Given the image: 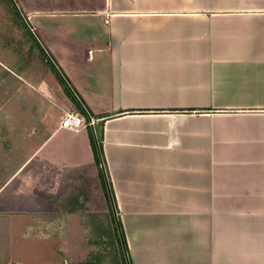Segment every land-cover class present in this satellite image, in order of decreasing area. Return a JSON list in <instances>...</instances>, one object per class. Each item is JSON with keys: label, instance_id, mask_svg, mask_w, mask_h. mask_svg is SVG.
Segmentation results:
<instances>
[{"label": "crops", "instance_id": "obj_1", "mask_svg": "<svg viewBox=\"0 0 264 264\" xmlns=\"http://www.w3.org/2000/svg\"><path fill=\"white\" fill-rule=\"evenodd\" d=\"M33 33L95 124H52L0 215H51V264L113 209L131 264H264V0H0V66Z\"/></svg>", "mask_w": 264, "mask_h": 264}, {"label": "rangeland", "instance_id": "obj_2", "mask_svg": "<svg viewBox=\"0 0 264 264\" xmlns=\"http://www.w3.org/2000/svg\"><path fill=\"white\" fill-rule=\"evenodd\" d=\"M81 27L76 37L79 41L84 40ZM28 35L25 32L31 39ZM27 38V50L11 53L10 67L0 66V190L43 143L52 124L62 121L66 111L79 112L46 53L37 50L35 44L31 46L33 42ZM69 218L94 222L95 229L86 231L88 239L82 243L76 241L78 236L72 231L69 236L74 235L73 244L58 247L57 264H119L116 245L110 239V214L84 217L74 213ZM101 241L103 244L98 245ZM52 248L51 215H0V264H51Z\"/></svg>", "mask_w": 264, "mask_h": 264}, {"label": "trees", "instance_id": "obj_3", "mask_svg": "<svg viewBox=\"0 0 264 264\" xmlns=\"http://www.w3.org/2000/svg\"><path fill=\"white\" fill-rule=\"evenodd\" d=\"M36 41V40H35ZM41 50L43 51V49L41 48ZM51 54V53H50ZM47 58L48 56L45 55ZM51 57L53 58V60L55 61L54 57L52 56L51 54ZM49 62L56 74V76L58 77V79L63 83V85L66 87L67 83L70 84V82L68 81L67 77L63 74V72L61 71L62 75H63V79L62 77L60 76L58 70L56 69L55 65L52 63V61H50L49 59ZM56 63V62H55ZM57 64V63H56ZM67 81V83H66ZM71 86V85H70ZM72 87V86H71ZM74 90V89H73ZM75 92V90H74ZM76 94V92H75ZM77 95V94H76ZM70 96L73 98L74 100V103L76 104L77 108L79 109V112L82 113L83 115L86 116L87 118V115H89V113L86 111V109L84 108V103H83V100L81 98L78 97L77 95V98H74L73 94L71 93ZM90 116V115H89ZM88 119V118H87ZM91 142H92V148H93V151H94V154L96 156V159L98 161V163H100V168H101V164H102V152H101V143H100V140L99 139H95V136L93 135V133H91ZM102 170V168H101ZM102 176H103V173H102ZM111 220L114 224L113 226V243L116 245V248H117V253H118V257H119V264H126L125 262V257H124V252H123V246H122V243L124 245V249L126 251V254H127V257H128V262L129 264H131V261H130V258L128 256V251H127V247H126V243H125V239H124V235H123V232H122V228H121V224L118 220V229L115 225V218L113 216V214L111 213Z\"/></svg>", "mask_w": 264, "mask_h": 264}, {"label": "built area", "instance_id": "obj_4", "mask_svg": "<svg viewBox=\"0 0 264 264\" xmlns=\"http://www.w3.org/2000/svg\"><path fill=\"white\" fill-rule=\"evenodd\" d=\"M87 121L84 120V116L76 111H66L64 117L61 121V126L68 129H79L86 126H91L95 124V120L87 115Z\"/></svg>", "mask_w": 264, "mask_h": 264}, {"label": "water", "instance_id": "obj_5", "mask_svg": "<svg viewBox=\"0 0 264 264\" xmlns=\"http://www.w3.org/2000/svg\"><path fill=\"white\" fill-rule=\"evenodd\" d=\"M30 30H31V28H30ZM31 31H32V30H31ZM32 32H33V31H32ZM33 34H34L35 38L37 39V41L39 42V44L41 45V47H42V49L44 50V52L47 54V56H48V58L50 59V61H52V63L55 65L56 69L58 70L60 76H61L62 79H63L64 77H63V75H62V73H61V70L59 69V67L57 66V64L55 63V61L53 60V58L51 57V55L49 54V52L47 51V49L44 47V45L41 43V41L39 40V38L36 36V34H35V33H33ZM66 83H67V81H66ZM66 85H67V86H66L67 91H68L69 93H72L73 96H74V98H77V95L75 94V92H74L73 88L70 86V84L67 83ZM113 215H114V218H115L116 226H117V228H119V227H118V220H117V217H116V212L114 211V209H113ZM122 246H123V252H124L125 262H126V264H129V262H128V257H127L126 251H125V249H124V245H123V243H122Z\"/></svg>", "mask_w": 264, "mask_h": 264}]
</instances>
